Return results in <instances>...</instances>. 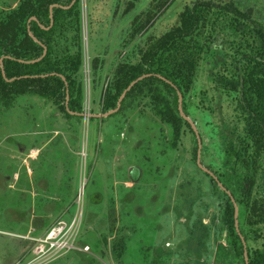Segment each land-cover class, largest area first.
I'll use <instances>...</instances> for the list:
<instances>
[{
  "label": "rangeland",
  "instance_id": "rangeland-1",
  "mask_svg": "<svg viewBox=\"0 0 264 264\" xmlns=\"http://www.w3.org/2000/svg\"><path fill=\"white\" fill-rule=\"evenodd\" d=\"M194 1L79 0L84 10L81 113L111 111L102 112L101 104L116 64L177 27ZM208 1L232 4L264 28V0ZM18 2L0 0V12ZM221 31L229 41L222 51L227 61L207 78L210 63L202 60L189 108L201 140L200 162L218 173L221 153L208 110L216 106L209 97L221 70L230 71L231 47L239 41ZM218 114L216 108L215 118ZM195 141L188 128L176 131L163 122L148 98L136 97L120 113L94 121L67 118L53 100L36 96H18L9 107L0 106V264H153L158 259L215 264L220 248H227L221 221L225 203L196 167ZM64 226L57 237L62 247L35 258L37 240ZM261 228L250 229L258 234L256 241L252 234L248 239L252 251L264 244Z\"/></svg>",
  "mask_w": 264,
  "mask_h": 264
},
{
  "label": "trees",
  "instance_id": "trees-1",
  "mask_svg": "<svg viewBox=\"0 0 264 264\" xmlns=\"http://www.w3.org/2000/svg\"><path fill=\"white\" fill-rule=\"evenodd\" d=\"M71 3L72 0H19L14 9L0 12V59L3 58L5 78L15 79L6 82L0 73V106L9 107L18 96H36L53 100L65 117L81 119L78 114H81L82 103V18L79 0ZM54 4L66 9L52 10L50 29H40L35 22L27 23L29 18L35 17L47 28L48 8ZM244 14L232 4L195 0L181 13L177 27L158 40H147L144 45L137 46L138 56L121 58L107 79L101 104L102 112L115 109L118 98L132 81L142 75H151L130 89L118 113L126 102L136 97L148 98L163 122L176 131L181 127L191 131L178 113L177 92L181 95L183 114L191 119L190 95L202 60L206 58L210 63L211 71L206 77L214 76L220 71V64L227 61L222 51L228 49L229 41L223 40L221 30L224 28L231 38H238L231 47L234 55L229 60L230 71L224 67L223 74L216 77V89L212 87L209 104L216 107L208 109L214 120L212 133L219 144L222 168V173H212L230 198L197 168L211 180L215 192L225 203L221 221L228 233L227 248H220L215 264H244L243 247L234 229L233 205L229 199L237 206L238 230L246 245L248 264H264V244L261 249L252 251L247 243L253 238L251 234L254 241L258 239V234L250 230L253 226L263 228L260 232L264 242V28L250 22ZM151 20L150 17L140 24L131 34L132 38ZM27 28L46 48L44 58L33 64L19 62L34 61L42 55V48L30 39ZM247 33H253L254 38L249 41ZM216 37L222 39V45L217 48ZM91 69L94 75L98 70L97 59L91 61ZM59 76L65 79L67 87ZM66 91L68 112L75 115H70L65 108ZM224 103H227L225 108ZM216 108L219 114L215 118ZM153 264L162 262L158 259Z\"/></svg>",
  "mask_w": 264,
  "mask_h": 264
},
{
  "label": "water",
  "instance_id": "water-1",
  "mask_svg": "<svg viewBox=\"0 0 264 264\" xmlns=\"http://www.w3.org/2000/svg\"><path fill=\"white\" fill-rule=\"evenodd\" d=\"M75 0H72V3L71 5L74 3ZM70 5V6H71ZM54 8H64V7H61L59 5H51L49 6L48 8V15H49V26L47 28H45L44 26H42L35 17H31L28 19L27 23L29 24L30 22H35L38 27L40 29H43V30H48L50 29V27L52 26L53 24V15H52V10ZM69 8V7H67ZM66 9V8H64ZM27 34L28 36L30 37V39L35 43L37 44L38 46H40L42 48V55L37 59V60H34V61H30V62H23V61H19L20 63H28V64H33V63H36V62H39L40 60H42L44 58V56L46 55V48L31 34V32L29 31V28H27ZM2 61H3V58L0 59V73H1V76L2 78L4 79V81L6 82H12L14 81L15 79H11V80H7L5 78V74H4V71H3V66H2ZM151 75H142L140 77H138L137 79H135L134 81H132L126 88L125 90L122 92V94L120 95V97L118 98L117 100V104H116V107L115 109L107 112V113H104V114H100V115H90V114H78L79 117L81 118H84V119H89V118H95V119H102V118H106L116 112H118L119 108H120V105H121V102L122 100L124 99L125 95L130 91V89L135 85L137 84L139 81H141L142 79L146 78V77H149ZM156 77L162 79L161 77L155 75ZM60 79L64 82V85L65 87H67V83L65 82V79L62 77V76H59ZM163 80V79H162ZM177 97H178V113L180 115V117L189 125L191 131L193 132L194 134V137L196 139V143H197V151H196V160H195V164L197 166V168L202 171L203 173H205L206 175H208L216 184L217 186L219 187V189L224 192L229 198H230V194L229 192H227L223 187L222 185L218 182L217 178L213 175L212 172H210L209 170H207L205 167L202 166L201 162H200V153H201V140H200V137L198 135V132L195 128V125L193 124V122H191L189 120V118H187L183 112H182V107H181V95L177 92ZM67 104H68V94H67V91H66V98H65V108L68 112V109H67ZM70 115H75L71 112H68ZM231 203L233 205V219H234V229H235V232L242 244V247H243V261H244V264H248V259H247V253H246V245H245V242L243 240V238L241 237L240 233H239V230H238V223H237V206L235 204V202L231 199Z\"/></svg>",
  "mask_w": 264,
  "mask_h": 264
},
{
  "label": "built area",
  "instance_id": "built-area-1",
  "mask_svg": "<svg viewBox=\"0 0 264 264\" xmlns=\"http://www.w3.org/2000/svg\"><path fill=\"white\" fill-rule=\"evenodd\" d=\"M81 13H84V10H81ZM83 114H85V113H83ZM60 226H62V225H60ZM63 229H65V226L60 227V229L56 230V232L52 231L46 237L45 240H37V247L34 251L35 258H41L42 256H46L48 250L54 249L59 245L57 243V237L62 233ZM59 247H62V245H59Z\"/></svg>",
  "mask_w": 264,
  "mask_h": 264
}]
</instances>
